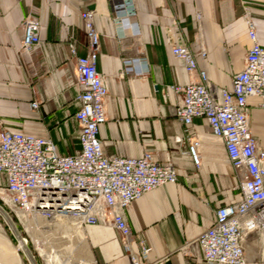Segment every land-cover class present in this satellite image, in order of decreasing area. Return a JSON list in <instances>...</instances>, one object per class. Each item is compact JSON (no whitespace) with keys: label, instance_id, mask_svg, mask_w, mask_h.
<instances>
[{"label":"crops","instance_id":"1","mask_svg":"<svg viewBox=\"0 0 264 264\" xmlns=\"http://www.w3.org/2000/svg\"><path fill=\"white\" fill-rule=\"evenodd\" d=\"M122 1L0 0V127L49 137L62 156L80 151L74 118L75 58L69 43L76 41L78 56L87 54L81 12L94 10L100 36L97 68L109 89L107 120L99 128L105 153L139 158L150 150L157 160L172 161L178 173L175 183L144 194L127 208L133 232L150 247L148 263L199 264L202 249L196 238L211 225L218 206L238 201L244 173L233 168L224 144L211 136L204 119L196 118L193 127L176 119L177 94L170 87L197 78L186 73L171 46L186 40L217 92L229 89L232 73L242 70L252 46L243 2L251 6L264 46V0H133L135 14L120 24L116 10ZM32 12L39 18L43 44L26 50L22 24ZM127 58H140V74L121 73ZM35 99L41 102L37 110L30 107ZM260 101L248 100L252 132L264 147ZM195 139L200 141L199 169L188 153ZM5 186L6 176L0 174V194L6 193ZM97 208L100 220L95 224L20 210L17 218L31 245L43 247L44 258L57 256V264H130L106 203L100 200ZM260 249L255 237L248 240L249 264H263ZM38 262L44 264L39 257Z\"/></svg>","mask_w":264,"mask_h":264},{"label":"built area","instance_id":"2","mask_svg":"<svg viewBox=\"0 0 264 264\" xmlns=\"http://www.w3.org/2000/svg\"><path fill=\"white\" fill-rule=\"evenodd\" d=\"M121 3L116 10V21L123 24L126 15H133L136 10L133 0ZM81 17L87 54L78 56L76 41L69 43L75 58L74 118L81 149L62 156L49 137L0 127V174L6 176V193L0 194V224L22 264H40L38 257L44 264H51L31 245L24 226L12 213L20 210L44 217L64 214L83 225L95 224L100 220L97 204L103 200L130 264H152L145 261L150 247L134 234L127 208L144 194L175 183L177 168L172 161L157 160L150 150H145L139 158L105 153L99 128L107 120L105 101L109 89L97 68L100 36L94 24L95 11L84 10ZM243 19L252 46L245 55L242 70L232 73L231 88H221L219 93L186 40L171 46V53L183 61L186 73L197 78L186 85L170 87L177 94L173 109L176 119L186 127H193L196 118L204 119L211 136L224 144L233 168L244 173L237 186L238 201L218 206L211 225L196 238L202 249L199 264H249L247 242L253 237L260 243L264 264V147L252 132L248 102L250 97H258L264 109V46L258 41L251 6L246 1ZM22 26L26 50L43 44L39 18L34 12ZM201 53L205 59V50ZM139 62L140 58L124 59L121 73L140 74ZM40 105L36 99L30 103L34 110ZM177 141L181 142V137ZM199 147L198 139L191 140L188 147L197 169L202 164Z\"/></svg>","mask_w":264,"mask_h":264},{"label":"rangeland","instance_id":"3","mask_svg":"<svg viewBox=\"0 0 264 264\" xmlns=\"http://www.w3.org/2000/svg\"><path fill=\"white\" fill-rule=\"evenodd\" d=\"M17 215V210H15ZM15 213L12 215L16 218L17 222L20 224V221L15 217ZM26 231V229H25ZM41 247V251H42ZM43 253V251H42ZM0 264H22V260L19 258V255L16 253L15 247L8 236L7 232L0 224Z\"/></svg>","mask_w":264,"mask_h":264},{"label":"bare ground","instance_id":"4","mask_svg":"<svg viewBox=\"0 0 264 264\" xmlns=\"http://www.w3.org/2000/svg\"><path fill=\"white\" fill-rule=\"evenodd\" d=\"M42 251H43V253L45 252V250H44V248H42ZM49 256H52L51 258L49 257ZM48 259H49V261L51 262V263H55V264H57L58 263V257L57 256H53V255H49L48 254Z\"/></svg>","mask_w":264,"mask_h":264}]
</instances>
